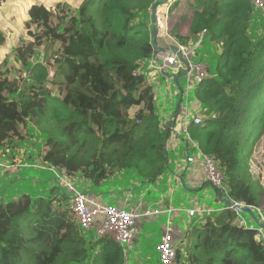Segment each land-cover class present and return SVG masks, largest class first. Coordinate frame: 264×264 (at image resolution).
Instances as JSON below:
<instances>
[{"label":"trees","instance_id":"1","mask_svg":"<svg viewBox=\"0 0 264 264\" xmlns=\"http://www.w3.org/2000/svg\"><path fill=\"white\" fill-rule=\"evenodd\" d=\"M12 1L0 0V11ZM157 1L36 0L27 7L22 29L29 40L15 55L18 72L0 64V167L22 155L10 182L22 189L0 198V264H129L112 238L85 235L62 180L99 186L121 171L163 178L168 142L190 108L206 117L191 125L190 137L219 164L230 196L264 211V8L251 0H195L189 13L179 1L171 6L172 35L190 46L205 32L203 42L220 47L221 57L193 89L190 105L179 98L176 73L179 106L162 116L166 98L146 74L156 51L150 7ZM19 14L2 12L0 52ZM25 143L37 148L36 158ZM196 171L202 187L210 186ZM177 180L186 191L187 182ZM209 214L195 223L174 213L176 264H264L258 229L242 225V213Z\"/></svg>","mask_w":264,"mask_h":264},{"label":"rangeland","instance_id":"2","mask_svg":"<svg viewBox=\"0 0 264 264\" xmlns=\"http://www.w3.org/2000/svg\"><path fill=\"white\" fill-rule=\"evenodd\" d=\"M36 0H13L6 10L10 14H14L18 12V8H20L21 19L18 21V26L12 25L13 33L8 34V44L6 45V48L4 51L0 52V64L4 61L5 65H15L16 68H14L15 72L18 71L19 63H16L15 55L17 53V50L19 47L24 44L23 41L26 40V42L29 40V37L26 36L22 29V19L25 18L27 7L33 3ZM49 1V0H45ZM56 2L59 0H55ZM188 1V0H186ZM190 1V0H189ZM192 2H195V0H191ZM187 6L190 5L189 2L186 4ZM16 6V7H15ZM18 7V8H17ZM14 8V10H13ZM6 10L0 11V27L4 28L6 30L7 34V28L6 24H4L1 21L2 12H6ZM7 17V16H4ZM152 21V19H151ZM1 32V31H0ZM14 38V40H13ZM59 43H56L54 45V50L57 49ZM42 49V48H41ZM43 54L44 50L42 49ZM220 47H213L209 42H203L202 45L198 48V56L194 57L196 60H203L205 61L208 66L211 73V70L213 67L219 62L220 60ZM54 54L53 50L50 51L47 56L52 57ZM9 62V63H5ZM12 68V67H11ZM147 72L150 75L151 79H153L154 84L157 85V92H160L159 98L163 97L166 98L165 100H162V106L165 105L166 109H160L159 113L163 116V112L169 114L170 112L174 111V104L175 102L178 103V98L175 95V86L173 85L172 77L170 74H164L159 73L158 71L149 69L147 67ZM184 72V67H181L180 70H178L177 74L179 75L178 78V84L179 88L182 89L184 92V101L185 104H191L193 99V90H187V77L186 74H182ZM53 73V71H52ZM171 73V72H169ZM215 74V71L212 72ZM161 95V96H160ZM181 94H179V98H181ZM170 101H172L170 103ZM143 104L135 105V110L139 111L143 108H141ZM137 108V109H136ZM194 111V108H190V111ZM175 130V129H174ZM29 136V135H28ZM190 142L186 139V133L183 131L181 134H178V131H174L172 133V136L170 137V141L168 142L167 149L173 147L177 151L172 149L168 151V157H169V164L166 170L163 173V178L155 179V180H148V178H145L143 175H140L137 172L132 171H121L118 174H116L113 179H107L104 183L101 185H94L92 182L87 180H82L80 178H76L73 181L75 182V187L78 190L89 192L91 191L95 195H102V199L109 204L118 205L120 200H126V198L130 199L129 204H127L125 207L128 210H131L133 207H135L137 204H140L141 207L145 210L147 207L149 209H155L156 207H159L161 209H166L169 205L166 203V200L171 201V205L173 207L179 208L182 204H184V207H191L189 205L201 204L205 207H207L209 210L212 208L213 212L210 214H218L222 212L223 207L227 206L226 202H220L218 203L216 201L215 197L214 199L208 197V194H211L212 189H204L202 191V187H200V191H194V192H187V195L185 193L184 187L182 185L177 184V179L175 180V176L169 177L172 172L176 169V161H184L185 158H187V147L189 146ZM33 143L27 144L25 143V147L30 153V151L33 152L34 158L37 157V148L32 147ZM190 154H194L196 151L189 148ZM22 158V155L16 159L14 162L11 161H4L3 162V168L0 167V198L3 196L4 193L7 192H14V188H21V186L15 182L12 187H10V182L12 180V175H17L18 173L15 172L17 168V164L19 160ZM39 160V159H38ZM23 170H33L29 167H24ZM9 172V173H7ZM39 174L42 175H50L47 173L46 170H40ZM197 172V171H196ZM199 172H197L196 175H198ZM55 174L51 173V177H54ZM12 176V177H11ZM19 178H22L23 176L19 173ZM14 178H17L15 176ZM182 183V180H180ZM53 182V181H52ZM202 184V183H201ZM185 185V184H184ZM212 187L211 185L209 186ZM129 193V196H128ZM70 196V195H69ZM209 204V206H207ZM147 206V207H146ZM253 212V211H252ZM241 213V212H240ZM182 214L186 217H189L186 215L185 212H182ZM209 214V215H210ZM254 214V213H253ZM206 214L203 217H195V220L193 222L196 223V220L205 219ZM251 218V220H250ZM240 223L246 224L248 226H251L255 229H260L261 226L259 222L256 220V216L254 214V217H252L249 213L243 212L241 214ZM168 221V215L163 213L159 216L155 217H149V218H143L141 220V225L138 227V233H137V240H135L134 243H132L131 248L127 251V254L129 255V264H160L158 262L159 253L156 249L157 243L161 240V237L165 230V225ZM246 221V222H245ZM252 223H251V222ZM175 222V220H174ZM242 224V225H243ZM174 228L175 223H174ZM85 235L89 239L96 236L95 230H90L85 232ZM258 237L260 239V232L258 231ZM178 245V243H177ZM125 248V247H124ZM123 248V250H124ZM126 251V250H125ZM78 264H90L88 261L86 262H80Z\"/></svg>","mask_w":264,"mask_h":264},{"label":"built area","instance_id":"3","mask_svg":"<svg viewBox=\"0 0 264 264\" xmlns=\"http://www.w3.org/2000/svg\"><path fill=\"white\" fill-rule=\"evenodd\" d=\"M178 0H168L166 4H163L158 9L159 19V39L167 41V47L155 52L148 60V66L150 69L166 73L170 69H179L185 67L187 70V90H192L199 84H201L209 75V66L203 60H196L194 57L198 56V48L202 45L205 32H202L194 44L187 46L180 43L171 33L168 22V14L171 6ZM254 7L257 9L264 8V0H251ZM151 9V8H150ZM158 45V43H157ZM177 49L184 59L187 60L188 66H184L183 62L177 55ZM182 132L186 133L187 139L190 140V146L187 149V158L183 161L187 168L191 166H197L203 173L205 179L214 187L220 189L224 197L229 200L227 207H223L222 211L236 207L252 209L256 216V220L259 223L264 224V211L261 207L255 205H249L243 200H236L230 196V191L225 182V175L219 167L216 160L206 153H203L197 143L190 137L189 129L192 124L201 125L204 123L205 116L203 115H189L186 111V115L182 118ZM189 148L195 150L194 154H190ZM68 187V191L72 195V210L74 218L77 224L85 232L90 230L96 231V236L110 237L115 242L125 247L126 252L131 248L134 243L135 237L138 233L139 222L146 217L159 216L160 214H167L168 221L165 225L164 233L161 240L157 243L156 249L159 253L160 264H176L178 257V245L175 240L174 233V213L176 211L185 212L190 217L204 216L213 212V209L207 207H170L161 209L156 207L155 209H139V205L133 207L131 210L126 209L127 203L122 205H114L106 203L100 200L96 195L91 192L81 191L75 187V184L67 179L62 180ZM125 202H128L126 199ZM243 224V223H242ZM248 226L247 224H243ZM260 232V240L264 243V228L258 229Z\"/></svg>","mask_w":264,"mask_h":264},{"label":"crops","instance_id":"4","mask_svg":"<svg viewBox=\"0 0 264 264\" xmlns=\"http://www.w3.org/2000/svg\"><path fill=\"white\" fill-rule=\"evenodd\" d=\"M179 1V5H180V7H181V9L182 8H186V9H183L182 11H184V12H186V13H189L190 12V5H186L187 4V2H189L190 4L192 3V1L190 0H188V1H186V0H178ZM9 6V5H8ZM7 6V7H8ZM16 7V6H15ZM18 8V7H17ZM13 10H14V8H13ZM18 11H20V8H18ZM169 12H170V10H169ZM15 13V12H14ZM158 47L159 48H165V47H167V41H164V40H162V39H159L158 38ZM147 65V67H149L148 66V64H146ZM181 68H179V69H171L169 72H171V77H173L176 73H175V71L176 70H180ZM185 71V70H184ZM185 73V72H184ZM146 74H148V72H146ZM176 78V77H175ZM179 78V77H178ZM177 78V79H178ZM153 85H154V88H155V84H154V82H153ZM156 89V88H155ZM156 92H157V90H156ZM178 130H179V134H180V126L178 127ZM170 150L172 149V151L173 150H175V151H177L176 149H174L173 147H171V148H169ZM198 169V167L197 166H191V168H187L186 166H185V164H184V162L183 161H176V169H175V171L174 172H172V174H170L169 175V177H171V176H175V180L176 179H178V177L180 178V180H182V183H183V181H186L187 182V184H188V188L186 189V191H185V193H186V195H187V192H194V191H197V192H199L201 189H200V187H202V184L201 183H203V180L201 179H199L198 178V176L196 175V170ZM199 172V171H198ZM200 173V172H199ZM203 174V173H202ZM176 181H178V180H176ZM203 189H202V191L204 190V189H212V191H211V194H208V197H210V198H212V199H214L215 197H217L216 198V201L218 202V203H220V202H222V199H219L218 198V195H217V193H216V190L215 189H213L212 187L210 188L209 186H205V187H202ZM91 192V191H90ZM92 193V192H91ZM95 195V194H94ZM128 196H129V193H128ZM96 197H98L99 199H101L102 201H104L103 199H102V195H100V196H96ZM127 200H128V202H125V200L123 201V200H120V202H119V205H122V204H124V203H127V204H129V201H130V199H128V198H126ZM105 202V201H104ZM166 203H168V205L170 206V207H173V205H171L172 203H171V201L170 200H166ZM138 205V204H137ZM199 205H201V204H199ZM189 206H195V203L192 205H189ZM203 206V205H202ZM207 206H209V204L207 205ZM146 218H149V217H146ZM250 220H251V218H250ZM246 222V221H245ZM251 222V221H250ZM252 223V222H251ZM247 224V223H246ZM141 225V221L139 222V224H138V226H140ZM176 227V226H175ZM177 231V228H176V230H175V232ZM135 240H137V235H136V237H135ZM135 240H134V242H135Z\"/></svg>","mask_w":264,"mask_h":264},{"label":"water","instance_id":"5","mask_svg":"<svg viewBox=\"0 0 264 264\" xmlns=\"http://www.w3.org/2000/svg\"><path fill=\"white\" fill-rule=\"evenodd\" d=\"M168 0H158L157 2H155L152 7H151V19H152V38L154 40V42H157V37H158V33H159V20H158V9L161 5L166 4ZM174 51H176L177 55L179 56L180 60L186 65L188 66V62L186 59H184V57L182 56V54L177 50L174 49ZM187 71V70H186ZM185 71V73H186ZM175 80L177 81V78H175ZM179 106V103H178ZM165 153H167L166 150V142H165ZM236 210L238 212H247L249 213L252 217H254V214L252 212V209L249 207L246 208H240V207H236ZM260 226L262 228H264V224L263 223H259Z\"/></svg>","mask_w":264,"mask_h":264},{"label":"clouds","instance_id":"6","mask_svg":"<svg viewBox=\"0 0 264 264\" xmlns=\"http://www.w3.org/2000/svg\"><path fill=\"white\" fill-rule=\"evenodd\" d=\"M150 8H151V7H150ZM169 10H170V9H169ZM150 12H151V9H150ZM168 18H169V14H168ZM158 20H159V19H158ZM168 22H169V21H168ZM151 25H152V21H151ZM158 38H159V33H158V37H157V42H156V43L154 42V43H155V47H156V51H155V52H157L158 50L161 49V48H159L158 45H157V43H158ZM152 39H153V38H152ZM153 41H154V40H153ZM162 49H163V48H162ZM155 52H154V53H155ZM154 53H153V54H154ZM153 54H152V55H153ZM151 57H152V56H151ZM146 64H148V61H147ZM183 65L186 66L184 63H183ZM146 68H147V67H146ZM148 68L150 69V67H148ZM170 70H171V69H170ZM170 70H169V71H170ZM174 70H175V69H174ZM184 70H185V67H184ZM169 71L166 72V73H164V74H165V75H166V74H167V75H168V74L171 75V73H169ZM185 71H186V70H185ZM185 71H184V72H185ZM177 72H178V70L175 71V73H177ZM184 72H183L182 74H186V73H187V71H186V73H184ZM159 73H162V72H159ZM148 75H149V74H148ZM186 77H187V76H186ZM150 80L152 81V83L154 82L153 79L150 78ZM192 90H193V89H192ZM180 93H181L182 96L184 95V92H183V91H180ZM189 115H190V112H189ZM198 115H200V114H198ZM190 116H191V115H190ZM205 119H206V117H205ZM204 124H205V120H204V123L201 124V125H204ZM181 133H182V125H181V132H180V134H181ZM187 149H188V147H187ZM201 151H202V150H201ZM202 152H203V151H202ZM203 153H204V152H203ZM208 155H209V154H208ZM208 184L211 185L213 189L216 188V187H214L212 184H210L209 182H208ZM216 189H218V188H216ZM219 190H220V189H219ZM220 191H221V190H220ZM221 192H222V191H221ZM233 199H234V198H233ZM222 201H223V202H226L227 205H228V203H229V200H228L226 197H224V195H223ZM195 206H198V207H205V206H202V205H199V204L197 205L196 203H195ZM225 207H227V206H225ZM211 209H212V208H211ZM206 215H207V214H206ZM199 217H203V216L199 215Z\"/></svg>","mask_w":264,"mask_h":264}]
</instances>
